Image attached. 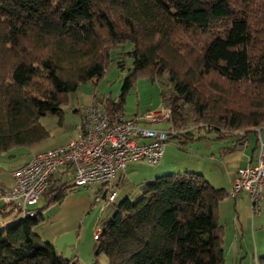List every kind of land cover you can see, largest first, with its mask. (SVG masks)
I'll use <instances>...</instances> for the list:
<instances>
[{"label": "trees", "instance_id": "16d2710c", "mask_svg": "<svg viewBox=\"0 0 264 264\" xmlns=\"http://www.w3.org/2000/svg\"><path fill=\"white\" fill-rule=\"evenodd\" d=\"M126 44L133 74L119 101L94 95L108 115L124 114L142 74L160 83L168 122L182 131L168 140L190 127L239 140L264 129V0H0V151L47 141L41 119L62 122L68 95L97 84ZM75 188L53 175L42 198L62 201ZM229 195L198 173L157 176L137 201L121 199L99 231L93 264L101 255L107 264H226L218 209ZM99 196L106 205L107 192ZM13 211L20 214L0 208ZM34 211L0 227V264H81L35 233Z\"/></svg>", "mask_w": 264, "mask_h": 264}, {"label": "built area", "instance_id": "2783aa9c", "mask_svg": "<svg viewBox=\"0 0 264 264\" xmlns=\"http://www.w3.org/2000/svg\"><path fill=\"white\" fill-rule=\"evenodd\" d=\"M82 112L79 138L35 153L29 162L14 170L11 188L0 185V201L18 207L22 218L35 216L30 208L42 199L51 176L62 170H73L72 182L76 187L107 185V201L115 203L118 193L113 182L117 174L134 163L158 166L165 155L168 135L177 133L174 127H154L171 119L167 108L131 119L123 113L108 115L105 101L95 99ZM256 131L260 135V129ZM259 141L256 163L238 170L230 192L233 198L243 192L249 194L254 214L260 212L264 200V140ZM99 235L96 232L94 239Z\"/></svg>", "mask_w": 264, "mask_h": 264}, {"label": "crops", "instance_id": "0c3cea01", "mask_svg": "<svg viewBox=\"0 0 264 264\" xmlns=\"http://www.w3.org/2000/svg\"><path fill=\"white\" fill-rule=\"evenodd\" d=\"M95 99L94 97L93 101ZM84 107L76 110L80 115V124L77 126V131H75L73 137L63 140V145L81 136L82 110ZM62 123L60 122V124ZM159 125H154V127L159 128ZM189 131H191V134L187 137L184 135L180 136V150L167 143L164 158L158 165V168L139 176V184L141 186L154 180L157 176L176 170L174 172H180V174L192 172L201 174L211 185L223 188L230 194L238 170L256 163L259 153V139L264 140V129H260V135L257 131L251 132L254 137H251V133H249L242 140L234 137V133H226L225 137L220 139L218 138L219 134L215 133L212 129L201 130L196 127H190ZM53 146L46 144L45 147H36L37 149H32L28 153L21 152L9 156L0 154V160L8 161L10 169L5 174L0 172V185L11 188L14 185V170L29 162L35 153L57 148V146ZM169 157L175 160L173 161V165L165 164V161H168L167 158ZM178 160H180V166L177 164ZM126 171L121 172L120 176L118 175L119 173L117 174L113 182L115 189L119 187L116 184L117 180H120L127 173ZM72 176L73 170H62L55 174V178L63 182H69L68 178H72ZM65 179L68 180L65 181ZM69 185L73 184L69 183ZM95 186H98L96 196L105 194L108 191V186L105 184ZM2 206L3 203L0 201V208ZM106 207L104 211L107 209ZM7 210L10 211V208H7ZM218 213L220 223L224 226L225 231L224 252L225 254L228 252L232 264H245L250 259L256 261V259L258 260L260 256L264 255V200L260 212L254 214L249 195L246 192L238 194L235 198L229 195L228 198L220 203ZM0 216L4 215L0 212ZM9 219L14 220V216L10 215ZM63 220V218L57 219L50 226V232L48 234L44 233V236L40 234V236L53 243L58 253L68 259L77 260L81 264L95 263L94 248L97 242L94 239V234L102 230L103 226L96 227L98 223L95 222L81 237L82 233L76 232L77 226L72 227L69 222L66 223ZM2 226L0 225V227Z\"/></svg>", "mask_w": 264, "mask_h": 264}, {"label": "rangeland", "instance_id": "374dc122", "mask_svg": "<svg viewBox=\"0 0 264 264\" xmlns=\"http://www.w3.org/2000/svg\"><path fill=\"white\" fill-rule=\"evenodd\" d=\"M131 49L132 46L126 44L114 51L112 53L113 62L109 65L104 77L97 84L93 81L84 83L77 92L68 95L66 102L62 106L64 110V121H62V124H60V118L58 116L48 115L41 119V124L50 132V138L37 148L45 147L46 144L58 147L64 144L63 140L73 137L75 131H77V126L80 124V115L76 110H80L86 105H91L94 102V95L97 94L99 98L112 97L113 100L119 101L125 78L133 74L132 59L125 55L127 52L131 51ZM119 61L123 62L124 70L118 65ZM29 71H31V69ZM161 92V85L158 81H153L148 76L138 74L134 80L133 88L129 91L125 99L123 109L125 116L127 118H132L136 115L143 116L149 112L165 110L167 107L161 96ZM158 127L169 130L172 128V123H161ZM176 130L180 131V128H176ZM250 136L254 137L252 133ZM167 143L180 150V137L172 138L168 140ZM30 151H32V149L19 147L11 152L0 151V154L9 156L21 152L28 153ZM167 159L168 161L166 160L165 164L173 165V161L175 160H172L170 157ZM177 164L180 166V160L177 161ZM156 168H158V166H151L146 163L129 165L126 171L127 173L116 182L119 186L118 188L116 187L119 192V197L115 204L107 203L105 205L104 201L95 203L98 186L76 187L75 191H68L62 201L48 202L47 198H42L37 205L30 208L41 212V221L34 227L35 233L38 235L41 234V236L48 234L52 223L57 219L63 218V221L66 223L69 222L72 227L77 226L78 229L76 232H81V237H83L85 231L90 229L93 223L97 222L98 225H96V227H99L103 226L107 220L111 219L116 212L117 205L123 197L128 196L133 202L137 201L139 197H141L139 176L145 175ZM0 169H2L1 172H3V174L8 172V170H10L8 161L0 160ZM174 171L169 172V174H180V172ZM120 173L121 172L118 174L119 176ZM68 179L69 183L73 184L72 178L69 177ZM68 179H65V181ZM104 206H107L105 211L103 210ZM10 215L14 216V220L17 217L21 218V215L16 211H13ZM10 215L6 217L0 216V225L12 224L14 220H8ZM35 220L37 221V218L30 219L29 221ZM83 220L84 222L82 223ZM225 259L226 264H232L228 252L225 254ZM106 262V257L101 255L99 263L107 264ZM245 264H256V261L250 259Z\"/></svg>", "mask_w": 264, "mask_h": 264}]
</instances>
